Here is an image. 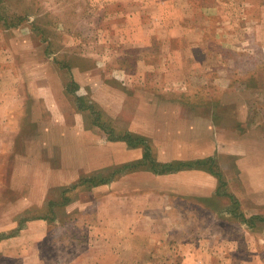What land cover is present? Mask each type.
I'll list each match as a JSON object with an SVG mask.
<instances>
[{
	"label": "rangeland",
	"instance_id": "1",
	"mask_svg": "<svg viewBox=\"0 0 264 264\" xmlns=\"http://www.w3.org/2000/svg\"><path fill=\"white\" fill-rule=\"evenodd\" d=\"M130 126L225 134L218 200ZM0 264H264V0H0Z\"/></svg>",
	"mask_w": 264,
	"mask_h": 264
},
{
	"label": "crops",
	"instance_id": "2",
	"mask_svg": "<svg viewBox=\"0 0 264 264\" xmlns=\"http://www.w3.org/2000/svg\"><path fill=\"white\" fill-rule=\"evenodd\" d=\"M130 131H135L137 134L147 137L149 139H154L155 141H167V153L168 158L163 162H172V163H194L199 161H204L206 158H213L216 160L217 165L219 166L221 172L223 173L225 179L227 177L226 174V135L221 133L211 132V126H185L184 130L179 131L178 129H172L174 127H170L165 129L166 131H151L146 130L144 127L143 130H139L140 128H134L130 126ZM211 132V133H210ZM222 142V145H220ZM131 151V150H130ZM140 152V154H138ZM136 154V155H135ZM126 161H139L144 157V152L142 149H132L130 154H127ZM141 157V158H140ZM155 157V155H154ZM119 159V158H117ZM118 163L115 157H112V163ZM126 163V162H125ZM154 173V172H153ZM152 171H143L139 172V175L143 176V179H148L153 177L158 178L159 180V192L160 194L164 193L166 195H176V196H185L188 198H211L216 197L219 198L220 194V179L210 171H208V167L205 169H183L180 171H175L171 173H163L155 175ZM148 177V178H145ZM138 183L144 184L143 181ZM149 184V181L145 183ZM115 184H112V187ZM145 185V186H147ZM145 186L143 188H145ZM139 194H143V192H139ZM144 194L148 195V192H144ZM135 201H139V197H134ZM145 203L153 202L152 198L149 196L147 198H141ZM155 199V198H154ZM218 200V199H217ZM176 202V201H175ZM143 204V208L146 209V205ZM140 209V207H138ZM113 211V210H112ZM154 219V218H153ZM159 220V219H155ZM144 221V220H143ZM127 225L130 223L126 222ZM114 226V228H113ZM170 226L174 229V223H170ZM111 233L110 239V249L112 252L113 248L117 252L118 249V233L121 235V231L115 232L118 229V221L111 223ZM181 227V225H180ZM188 232V229H186ZM170 232V231H169ZM170 234H173L171 239H169V243L173 242L175 248L174 253H177V244L184 245L180 248H186V252L196 253L198 248L196 247L193 241H189V239H182L177 237L180 235L178 230L171 231ZM169 234V235H170ZM116 236V237H115ZM43 237V235H42ZM114 237V238H113ZM122 238V237H121ZM123 240V239H122ZM123 243V242H122ZM114 244V247L112 246ZM191 253V254H192ZM113 254V253H112ZM192 254V255H194ZM113 257V256H112ZM114 258H118L115 256ZM112 263V262H111Z\"/></svg>",
	"mask_w": 264,
	"mask_h": 264
},
{
	"label": "trees",
	"instance_id": "3",
	"mask_svg": "<svg viewBox=\"0 0 264 264\" xmlns=\"http://www.w3.org/2000/svg\"><path fill=\"white\" fill-rule=\"evenodd\" d=\"M124 140L130 146H132L134 148H136V147H142L144 149L146 148L144 157L147 158L148 160H150V147L146 144V142H145V140L143 138L132 136V137H128V138H126ZM153 161H155V160L153 159ZM213 163H214V161H213ZM173 164H175V163H172L171 165H167L166 166L167 169H166V171L164 173H171L172 174V172L180 171V170H183V169H195V168H197V169L198 168L199 169H205L206 167H208V171H210L211 173L215 174L220 179V182H219L220 185H221L220 186V190L222 189V185L226 184V183H224L225 177H224L223 173L221 172V170H219V172H218L214 166L210 167L207 163H205V160L204 161H199V162H194V163L179 162V164L177 166L173 165ZM153 166L155 167V164H153Z\"/></svg>",
	"mask_w": 264,
	"mask_h": 264
}]
</instances>
